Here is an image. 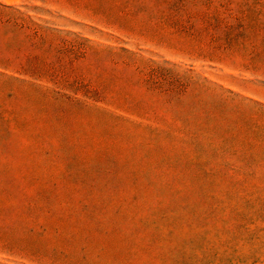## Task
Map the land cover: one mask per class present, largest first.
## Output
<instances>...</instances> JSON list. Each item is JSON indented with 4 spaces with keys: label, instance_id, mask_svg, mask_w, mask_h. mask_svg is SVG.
I'll use <instances>...</instances> for the list:
<instances>
[{
    "label": "rangeland",
    "instance_id": "obj_1",
    "mask_svg": "<svg viewBox=\"0 0 264 264\" xmlns=\"http://www.w3.org/2000/svg\"><path fill=\"white\" fill-rule=\"evenodd\" d=\"M122 1L0 0V264H264V9Z\"/></svg>",
    "mask_w": 264,
    "mask_h": 264
},
{
    "label": "trees",
    "instance_id": "obj_2",
    "mask_svg": "<svg viewBox=\"0 0 264 264\" xmlns=\"http://www.w3.org/2000/svg\"><path fill=\"white\" fill-rule=\"evenodd\" d=\"M65 2H67L68 4H73V6H78L80 0H63ZM134 0H124L122 1L121 4L122 6H133L136 7L137 9L141 8L139 2L138 3H134L133 5H131L130 2H132ZM137 1V0H136ZM250 0H218L219 2V6L223 9L228 11L229 13H234V14H238L239 12L242 11L243 8H245V10L249 9V2ZM257 2V6L259 8V11H262V9H264V3L263 0H256ZM5 10H9L12 11V13L9 14V17L11 19H13V29L14 30H20L22 27H16L17 23H16V18L17 16H19V13L9 7L4 6L3 7ZM261 27H264V21H262L261 23H259ZM33 27H25L26 31H28L30 34L27 36V44H28V48L30 50H35L37 51V53H35L34 56L31 55H27L25 57V62L22 63L18 60L17 56L14 55L11 57H4L1 56L0 57V67L1 69H9L11 68L16 74L19 75H23V76H27L30 78H38L41 75V72L33 65V61H36V59H38V56L42 55V54H46L48 49H44L43 48V44H44V39L43 38H37V35L39 33V31H43V29L41 27H37L34 24H31ZM226 39H230L234 45H230L229 42H227L225 45L224 43L222 45H218V48L221 50L224 49H230L231 51L235 52L237 49H239V44H236L235 41H237L238 39H240L241 37L238 35H235L234 37H232L229 33H227L225 35ZM83 42H87L86 40H83ZM239 45V46H236ZM241 47V46H240ZM264 47V46H263ZM217 50V48H215ZM252 51H253V55L257 56L258 54H260V52L264 51L263 48L261 47H251ZM257 51V52H256ZM121 53H125L126 51L124 50H120ZM256 53V54H255ZM220 54H222V52L220 51ZM85 54H82L80 56H76L73 59L74 60H79L80 58H84Z\"/></svg>",
    "mask_w": 264,
    "mask_h": 264
}]
</instances>
